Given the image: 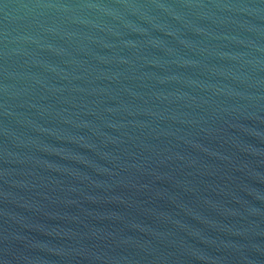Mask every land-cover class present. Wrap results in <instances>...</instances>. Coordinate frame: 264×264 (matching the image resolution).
<instances>
[{
  "label": "water",
  "instance_id": "1",
  "mask_svg": "<svg viewBox=\"0 0 264 264\" xmlns=\"http://www.w3.org/2000/svg\"><path fill=\"white\" fill-rule=\"evenodd\" d=\"M0 264H264V0H0Z\"/></svg>",
  "mask_w": 264,
  "mask_h": 264
}]
</instances>
